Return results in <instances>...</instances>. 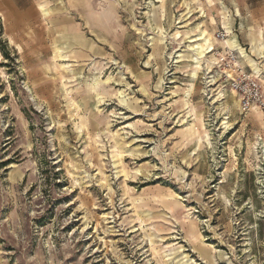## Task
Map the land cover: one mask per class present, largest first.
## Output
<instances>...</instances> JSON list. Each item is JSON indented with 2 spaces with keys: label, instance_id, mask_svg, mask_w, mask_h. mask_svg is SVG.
Wrapping results in <instances>:
<instances>
[{
  "label": "rangeland",
  "instance_id": "374dc122",
  "mask_svg": "<svg viewBox=\"0 0 264 264\" xmlns=\"http://www.w3.org/2000/svg\"><path fill=\"white\" fill-rule=\"evenodd\" d=\"M217 31L264 99V0H0V264H264V112Z\"/></svg>",
  "mask_w": 264,
  "mask_h": 264
},
{
  "label": "built area",
  "instance_id": "2783aa9c",
  "mask_svg": "<svg viewBox=\"0 0 264 264\" xmlns=\"http://www.w3.org/2000/svg\"><path fill=\"white\" fill-rule=\"evenodd\" d=\"M224 36L222 32L217 31L214 39L219 44L215 48L211 47L210 50V52L214 51L215 65L223 84L234 93L242 111L257 107L264 112V99L259 83L240 65L239 52L226 44Z\"/></svg>",
  "mask_w": 264,
  "mask_h": 264
},
{
  "label": "bare ground",
  "instance_id": "6f19581e",
  "mask_svg": "<svg viewBox=\"0 0 264 264\" xmlns=\"http://www.w3.org/2000/svg\"><path fill=\"white\" fill-rule=\"evenodd\" d=\"M222 25L228 33L231 32L230 28L227 25V21H225V19L222 21ZM204 38H205V36L198 37V40L193 41V43L191 45L192 46V53L189 56L193 59V62L195 63V66H194L195 70H198L201 68L200 64H201L202 57L204 56V53L207 52V50L205 51V49L209 46L207 44L208 39H204ZM227 43L232 48H235L236 50L238 49V52H239L241 58L244 57L246 59L248 65H250L253 68L254 72L258 76H261V69L257 65V62L254 59H252L250 57V55L244 50V48L241 47L237 43V40L234 36H231L230 38H228ZM250 44H251V51L253 53L257 54L259 58H262L264 60V48L259 47L258 37H256L255 35H252V37L250 39ZM210 50H211V46L209 47L208 52H210ZM60 55L63 56L62 54H60ZM211 64H212V61H211ZM263 66H264V63H263Z\"/></svg>",
  "mask_w": 264,
  "mask_h": 264
}]
</instances>
